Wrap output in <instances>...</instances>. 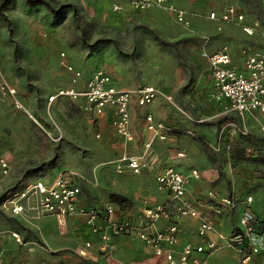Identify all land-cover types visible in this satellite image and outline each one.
Here are the masks:
<instances>
[{"label": "rangeland", "instance_id": "1", "mask_svg": "<svg viewBox=\"0 0 264 264\" xmlns=\"http://www.w3.org/2000/svg\"><path fill=\"white\" fill-rule=\"evenodd\" d=\"M45 1L59 12L54 13L40 0H10L0 10V67L18 96L23 94L25 106L35 117L17 109L0 91V153L11 165L10 172L0 179V197L29 179L48 178L67 170L77 175L91 204L102 206L110 201L124 208L132 206L130 192L121 181H114L118 174L114 168V134L101 127L104 132L97 135L100 127L93 116L78 109L71 99L64 98L60 105V100L48 98L59 86L72 84L70 72L60 62V50H64L85 74L104 67L129 87L151 83L171 93L170 101L157 99V109L180 132H173L164 142L161 160L169 159L186 143L196 145L193 167L200 174L213 172L202 181L203 187L221 188L226 194L239 195L240 201L251 194L256 230L264 236V164L231 156L236 149L264 154V121L235 113L217 121L225 113L211 96V70L200 54L205 39L208 50L223 45L239 49L244 44L264 50V0H170L186 10L187 23L158 7L140 10L124 3L117 9L112 0ZM229 3L243 10L254 34L246 35L238 23L217 29V21L208 18L209 11ZM72 7L89 22L86 31L77 25ZM230 119L237 123L234 131L227 124ZM219 218V228L225 233L238 226L239 217L225 208ZM49 221L45 213L13 215L0 207V251L5 261L96 264L69 248L55 249L48 237L54 235L57 241L63 238L55 222L48 228ZM12 229L20 233L21 243L10 234ZM214 252L210 264H238L239 255L233 246L222 244ZM255 264H264V246Z\"/></svg>", "mask_w": 264, "mask_h": 264}, {"label": "built area", "instance_id": "2", "mask_svg": "<svg viewBox=\"0 0 264 264\" xmlns=\"http://www.w3.org/2000/svg\"><path fill=\"white\" fill-rule=\"evenodd\" d=\"M124 3L140 10L162 8L172 12L178 20L188 22L185 18L186 10L175 6L170 0H112L117 9L122 8ZM207 16L217 21V29H221L225 23H238L246 35L254 34L253 24L245 21V13L235 4L229 3L219 10H211ZM206 41L207 39L203 40L200 54L211 70V96L222 111L225 114L235 113L240 117L246 114L258 117V113H264V50H255L248 44L242 45L238 49L242 63L240 68L233 63L228 46L208 50ZM60 56L61 64L71 74L72 84L59 87L55 93L49 95V100L57 96L69 98L77 103L84 113L93 116L111 111V124L116 133L126 141L134 139L130 111L133 95L139 106L147 105L157 97H163L167 101L172 99L171 93L162 92L152 84L142 85L134 90L119 88L112 82L111 75L104 67L95 68L82 87H76L75 83L82 75L81 70L66 60L64 51L60 52ZM0 91L11 98L17 109L35 119L18 96L16 87L6 79L1 67ZM183 112L192 119L189 113ZM145 121L147 129L152 132L151 137L143 144L141 153L121 154L114 160L118 173H139L147 165L146 157L154 138H165L168 131L174 130L164 121L155 120L151 112L145 114ZM227 124L233 131L237 125L233 119L228 120ZM184 157V151L176 150L170 155V161L155 176L157 187L170 193V201L145 207L137 214L135 220L129 217H115L116 208L110 201L103 209L80 205L78 200L81 187L77 175L67 170L58 171L48 178L37 177L16 185L13 190L1 195L0 207L13 215L30 211L53 215L60 233L66 231L69 216H81L89 231L100 240L101 250L111 247L113 237L134 234L151 246L157 255L163 256L169 264H207L208 256L222 244L231 245L236 249L239 255L238 264H254L255 256L264 246V236L256 230L255 214L250 207L252 195H246L241 202L234 195H221L213 188L206 190V197L214 201L211 208L216 215L222 213L223 208L238 209V226L228 233L223 232L216 220L204 213L195 201L186 195L190 179L199 178L200 172L196 167H191L189 173L177 168L176 164L182 162ZM10 169L9 159L0 153V179L6 176ZM187 217L197 219L195 234L202 240L196 243L187 241L177 247L181 232L179 222ZM160 220H165L167 224L159 227ZM211 233L214 236H208ZM10 234L21 243L17 230H10ZM91 244L89 239L85 240L83 246L77 248V254L86 256L87 248Z\"/></svg>", "mask_w": 264, "mask_h": 264}, {"label": "crops", "instance_id": "3", "mask_svg": "<svg viewBox=\"0 0 264 264\" xmlns=\"http://www.w3.org/2000/svg\"><path fill=\"white\" fill-rule=\"evenodd\" d=\"M245 21L249 23L246 19ZM251 47L255 50H260V49H256L253 46ZM228 48L231 51V54L233 57V63H235L238 67L242 68L241 57L239 56L238 48L237 49H232L231 47H228ZM61 51H64V50H60V52ZM65 54H66V60L72 64V62L70 61V57L67 55L66 52ZM74 67H76V65ZM94 69L95 68L91 69L87 74H85V71L83 69L82 70L80 69L82 72V75L78 79V81L75 83V86L82 87L85 80L89 77V75ZM107 72L111 75L112 82L117 87L131 89V90L138 88V86L129 87L128 84L126 85V84L120 83V81L118 80L116 76H114L108 70ZM147 84H151V83H147ZM69 85H64V86H59V87H66ZM143 85H146V84H143ZM211 85H212V82H211ZM58 88H56V90ZM56 90L53 91V93H55ZM19 97L21 98L23 103L26 105L25 98L22 93H20ZM64 98L65 97L57 96L53 100L55 101L57 99L60 100L59 104L62 105ZM158 98L160 97H157L156 99H154L151 103L147 105L139 106L136 103L135 96L134 95L132 96L131 104H130V111H131V127L134 133V139L131 141H126L122 136L116 133L114 127L111 124V117H112L111 111H107L106 113L100 116L90 115V116H93V118L95 119V122L100 127L99 128L100 130H98L99 132H97V134L100 135V133L104 132V130H101V127L105 128L108 131V133L114 134L115 141H116V144H114L116 147V151H115L116 156L114 157V160L117 157H119L121 154H139L142 152L143 144L152 135V132L148 130L146 127V121H145L146 113L151 112L155 120H162L168 126L174 128V130L168 131L166 133L165 138H160V137L154 138L151 144V147L148 151L147 157H146L147 165L143 167L139 173H131L128 171L118 173L116 171L118 174L114 181H118V182L121 181L124 184V187L127 189V191L130 192L128 196L129 198H131L132 206L124 208L122 205L113 202L116 208L115 213H114L115 217H129L135 220V217L137 216V214L140 211H142L145 207L154 205L156 203H163V202L170 201V193L166 190H162L157 187L155 176L163 168V166L167 162L170 161V158L167 159L166 161L161 160L162 159L161 154H163L162 146L164 142L168 140V138L170 137V134H172L173 132H180V129L179 130L176 129L173 126L174 124L172 125V123L167 121L164 115L160 114V112L157 109V99ZM77 107L78 109H80L79 105H77ZM258 118L264 121V113H258ZM175 126L178 127L177 125ZM185 145L187 148L184 147V148L177 149V150L184 151L185 157L183 158V161L177 163L176 166L177 168L181 169L183 172L189 173L190 168L193 167L192 156H193V153H195L194 150L195 148H197V146L196 145L192 146L190 143L189 144L186 143ZM156 148L158 149V151ZM212 175H213V172L209 170L207 173L202 172L199 178H191L189 183L187 184L186 195L192 198L195 201V204L204 213H207L211 218H214L216 220V224L220 226L219 215H216L212 211V208H211V205L214 201L206 197L205 192L207 189L213 188L217 193L221 195H225L226 193L223 190H221V188H217V187L215 188L211 186L204 188L202 185V181L209 179ZM79 185L81 187V193L79 195V200H78L80 205L95 206L100 209L104 208V206L106 205L108 201L105 202L104 205L102 206L91 204L89 201L86 200L87 197H86L85 190L83 188L82 183H79ZM236 196L238 199L240 198L239 195H236ZM225 210L228 211L229 213L231 212L235 213L238 219L239 217L238 209L225 208ZM48 217L50 219L48 228H50L49 225H53L52 224L53 222H55L56 224V221L53 215H48ZM166 224L167 223L165 220H160L158 222L159 227H162ZM238 224H239V219H238L237 225ZM179 225L181 227V232L179 235V241L176 245L177 247H181V245L187 241L196 243L199 240H202L195 234V228L197 225L196 218H191V217L182 218L179 222ZM58 234H60V232H58ZM60 235L62 236L63 241H57L54 235H51L50 237L47 236L49 241L51 239L54 241V243L50 242V244L55 249H58V248L68 249L69 248L76 255H78L76 252L77 248L83 246L84 241L89 239L92 242V244L90 247L87 248L88 254L86 256H81V257L95 260L96 264H119L120 262H126L128 264H169L164 260L163 256L157 255L151 246L146 244L142 239H140L138 236L134 234H122V235L113 237V239L111 240V243H112L111 247L107 250H101L100 240L98 239L97 236L93 235L89 231L88 227L83 222V218L81 216H69L67 218L66 231L61 233ZM208 236L212 237L214 236V234L211 233ZM56 242H62V243L59 246H57ZM214 254L215 252L211 253L208 256L207 264H210ZM1 260H2V264H8L5 261L2 253H1ZM256 260H257V255L254 258V264Z\"/></svg>", "mask_w": 264, "mask_h": 264}, {"label": "trees", "instance_id": "4", "mask_svg": "<svg viewBox=\"0 0 264 264\" xmlns=\"http://www.w3.org/2000/svg\"><path fill=\"white\" fill-rule=\"evenodd\" d=\"M10 0H0V10L5 6V4H7ZM41 2H44L45 5L50 9L52 10L54 13H58L59 12V9L58 8H53V6L45 1V0H40ZM72 12H73V16H74V19L77 23V25L82 28L84 31H86L88 28H89V22L84 18V16L79 13L77 11V9L75 7H72ZM156 38H160L158 35H154ZM162 41L166 42L164 39L160 38ZM177 56L180 58V54L177 52ZM71 106H73L71 104ZM227 116L226 114H223L221 115L220 117H217V121H222L224 119H226ZM198 138H201L197 135ZM204 149H205V152L210 156L212 157V153L210 151V148L204 144ZM232 157L236 158V159H249L253 162H255L256 164H264V154H258V155H252L249 151L247 150H244V149H236L234 150V152L232 153L231 155ZM218 172L221 174L223 173V168L221 166V164L218 165ZM262 176H264V169H262ZM15 186L9 188L8 190H6V192L4 193V195L6 193H8L9 191L13 190ZM115 201L117 202H121V201H118L115 199ZM121 204V203H119ZM122 205V204H121Z\"/></svg>", "mask_w": 264, "mask_h": 264}]
</instances>
